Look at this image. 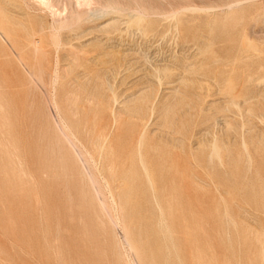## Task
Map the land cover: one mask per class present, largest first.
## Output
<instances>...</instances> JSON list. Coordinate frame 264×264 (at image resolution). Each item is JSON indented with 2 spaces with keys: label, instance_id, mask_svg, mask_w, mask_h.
<instances>
[{
  "label": "rangeland",
  "instance_id": "374dc122",
  "mask_svg": "<svg viewBox=\"0 0 264 264\" xmlns=\"http://www.w3.org/2000/svg\"><path fill=\"white\" fill-rule=\"evenodd\" d=\"M221 1H172L178 17L151 16L147 29L136 19L105 28L112 15L95 7L56 53L58 98L67 115L76 112L83 141L100 144L107 125L104 148L92 153L98 174L109 178L113 164L117 179L125 176L134 251L115 214L103 216L75 192L70 199L47 178L25 93L10 87L1 63L0 264H264L263 1L230 20L200 10ZM188 4L197 10H184ZM0 6L12 34L23 32L20 21L29 26L22 0Z\"/></svg>",
  "mask_w": 264,
  "mask_h": 264
},
{
  "label": "bare ground",
  "instance_id": "6f19581e",
  "mask_svg": "<svg viewBox=\"0 0 264 264\" xmlns=\"http://www.w3.org/2000/svg\"><path fill=\"white\" fill-rule=\"evenodd\" d=\"M22 1L25 7L24 18L29 21V26L27 27L24 22L20 21L18 24L24 28L21 33L17 32L12 34L5 27L4 22L10 18L4 8L0 6V37H2L3 41L0 44V65L1 63L4 65L3 70L7 74L6 80L8 82L10 81V87L17 89L16 91L21 90V92L23 91L25 93V117L28 122L29 134L32 136L33 147L44 151L48 166L47 178L53 183L63 184L64 188L68 190L67 195L70 199L73 198V192H75L80 200L96 203L103 213V216H108V212L115 214V220H118L119 225L122 227L121 229H123L125 242L129 245V249L134 251L128 227L125 224L124 208L122 205V201L125 198L122 192L123 185L125 184V176L117 179L113 164L108 166L109 178L98 174L97 161L92 153L94 145L98 146L100 150L104 148L107 139V135L105 134L107 125H104L102 128V142L100 144L89 141L88 145L91 146L89 147L83 141L78 125L72 120V118L76 117V112L71 108L68 113L70 116L67 115L58 98L61 69L56 53L60 49L65 48L64 45L67 42L78 38L76 31L82 28V25L86 22L87 10H92L95 7L100 9L104 8V12L111 14V18L104 25L105 28L120 30L121 26L129 24L132 19H136L137 22L145 23V29H147L149 24L153 22V16L155 18H163L165 16L178 17L181 11H178L176 8L180 5H174L172 1L175 0ZM256 1L260 0H223L217 4L201 7L200 10L204 12H221L225 20H230L235 17L237 9L242 8L245 4ZM261 1H263L262 9L264 11V0ZM182 8L184 10H197L196 7L190 4ZM116 33L118 34V32ZM74 48L77 50H72L73 55L77 59L80 53H82V49H78L76 46ZM131 50L133 49L126 46L124 55L127 57L130 56ZM52 52L56 55L52 56ZM4 86L6 87L4 83L0 85V111L3 115H6L7 100L5 101L1 94ZM65 97L68 98V96ZM1 146L3 147V145ZM140 161L146 169V164L142 157ZM20 164L23 167L22 162ZM22 167L20 169H23ZM24 175L22 176L24 177ZM28 177H30V172ZM108 219L110 220V218ZM113 225L115 224L113 223ZM122 243L124 245V242ZM123 250L125 252V249ZM118 257H120V254H118ZM131 261L128 263L132 264Z\"/></svg>",
  "mask_w": 264,
  "mask_h": 264
}]
</instances>
